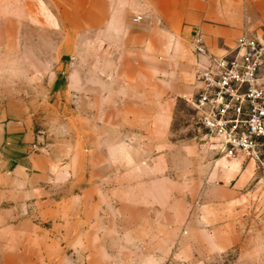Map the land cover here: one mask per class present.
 I'll list each match as a JSON object with an SVG mask.
<instances>
[{
	"label": "rangeland",
	"instance_id": "rangeland-1",
	"mask_svg": "<svg viewBox=\"0 0 264 264\" xmlns=\"http://www.w3.org/2000/svg\"><path fill=\"white\" fill-rule=\"evenodd\" d=\"M153 3L0 0V264H264V148L118 94V25L146 35Z\"/></svg>",
	"mask_w": 264,
	"mask_h": 264
},
{
	"label": "crops",
	"instance_id": "crops-1",
	"mask_svg": "<svg viewBox=\"0 0 264 264\" xmlns=\"http://www.w3.org/2000/svg\"><path fill=\"white\" fill-rule=\"evenodd\" d=\"M243 1L154 0L152 7L160 17V25L146 27V35H140L136 25L130 24L129 32L118 25V94L136 97L130 99L133 105L129 109H163L171 113L180 99L191 104L198 92V73L211 65L208 57L195 51L194 38L202 36L213 58L228 54L234 57L237 39L246 30L253 33L251 10ZM171 2L176 6L170 14ZM138 86H146L141 99ZM238 169L241 181L247 172L242 164Z\"/></svg>",
	"mask_w": 264,
	"mask_h": 264
},
{
	"label": "built area",
	"instance_id": "built-area-1",
	"mask_svg": "<svg viewBox=\"0 0 264 264\" xmlns=\"http://www.w3.org/2000/svg\"><path fill=\"white\" fill-rule=\"evenodd\" d=\"M193 44L197 54L211 63L198 73V92L191 101L199 124L226 157L247 154L262 162L264 39L246 30L236 41L235 56L220 58L208 55L201 35Z\"/></svg>",
	"mask_w": 264,
	"mask_h": 264
}]
</instances>
